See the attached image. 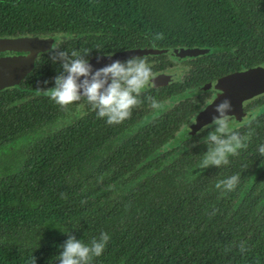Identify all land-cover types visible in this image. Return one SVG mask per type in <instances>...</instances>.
I'll return each instance as SVG.
<instances>
[{
  "label": "trees",
  "instance_id": "1",
  "mask_svg": "<svg viewBox=\"0 0 264 264\" xmlns=\"http://www.w3.org/2000/svg\"><path fill=\"white\" fill-rule=\"evenodd\" d=\"M156 33L164 39L152 47ZM30 35L62 37L60 51L88 59L204 49L215 79L264 62V0H0V38ZM43 62L27 83L58 74L50 56ZM19 97L0 94V148L60 112L42 95L7 108ZM101 121L94 114L49 134L0 174V264H59L68 234L88 244L101 232L110 239L91 264H264V202L255 196L264 195V170L253 176L263 157L236 162L224 172L239 176L235 189H217L221 171H200L195 148L155 157L166 140L111 137L120 124Z\"/></svg>",
  "mask_w": 264,
  "mask_h": 264
},
{
  "label": "flooded vegetation",
  "instance_id": "2",
  "mask_svg": "<svg viewBox=\"0 0 264 264\" xmlns=\"http://www.w3.org/2000/svg\"><path fill=\"white\" fill-rule=\"evenodd\" d=\"M61 38L62 37L57 35L43 37L30 35L13 38L2 37L0 40L49 39L52 41L53 47H60L63 43ZM48 50L40 52L33 59L31 70L26 73L18 83L0 89V94L20 90L21 97L14 101H9V103H7V108H20L22 105L28 104L32 99L37 98L39 95L47 96L42 91L37 90L38 88L26 86H42L40 89L53 87V78L56 74L47 77L46 80L49 82L47 85H45L44 82L38 81L39 79H37L36 83H27L26 80L34 73L38 64L44 63L43 61L49 56ZM200 50H202L200 55H175L173 53L170 55L169 51H166L164 53L140 56L141 58L146 59L152 68V83L141 93V103L132 110L131 117L120 123V127L116 129V133L111 137H116L118 139L139 137L141 140H147L146 143L149 144L153 143L148 140L152 142L158 138H160V140H166L159 149H155L152 152L155 153V157L161 158L166 155L169 157L172 156L169 160H172L177 156V151H172L175 147H178L177 149L180 153L183 150L195 148L196 153L193 161L195 165L199 163V170L218 169V171H221L222 176H218V178L224 180L231 176L229 173L224 172L226 170H231L236 162H242L243 159L249 161L253 158L255 161L262 160V156L259 153V146L264 143V124L260 123L262 119L261 116L264 114V103L262 105H256V102L262 100L264 96L244 102L242 110L238 114H229L233 117L235 129L242 135H247L249 132L252 133L247 141V147L240 149L237 155L230 156L227 165H221L219 168L215 166L202 168L200 165L204 157V152H206L208 148V145L204 143V138L207 137L208 131L211 130L206 126L211 123L212 119L204 123H198L196 121L197 116L204 112L207 106L212 104V101L217 95L216 82L219 78L235 72H243L248 68L241 71H234L215 79H208L206 72L207 63L202 58V56L206 54V51L204 49ZM104 54L108 53L95 54L89 58V61ZM8 55L24 56L29 55V52L25 50L18 53H0V57ZM177 66L184 69L182 76L178 77L174 74L173 70L177 68ZM24 93L28 94L23 95ZM148 97L156 99L161 105L160 108L153 109ZM56 107L57 111L60 112L51 122L41 123L34 130L19 134L13 141L2 145L3 147L0 148V167H3L4 171H7V168L13 164L15 167H20L24 158L28 156L27 153L32 151L36 142L49 134L52 135L56 132H60L62 129L67 128L70 125H77L83 118L94 116V114L97 118L96 112L92 111L83 100L74 102L66 108H62L59 105ZM63 120L66 121L65 124L60 125L58 129L52 130L51 132L49 131V126L61 123ZM201 121L202 120H200V122ZM101 122L104 125L103 128H108L109 125L106 121ZM103 135L104 137H108L109 131L105 132ZM199 151L201 153L198 156L197 154ZM167 158L162 159L163 162L161 163V168L166 166V164H169L167 163ZM142 164L143 161L138 164L136 169ZM257 170H261V172L264 170V163L262 161L254 171L253 176L257 174ZM259 174L261 175V173ZM136 181L137 180H133L130 183H126V185L133 184ZM255 196H258V198L261 197L260 201L264 202V195L260 196V193L257 192L255 193Z\"/></svg>",
  "mask_w": 264,
  "mask_h": 264
},
{
  "label": "clouds",
  "instance_id": "3",
  "mask_svg": "<svg viewBox=\"0 0 264 264\" xmlns=\"http://www.w3.org/2000/svg\"><path fill=\"white\" fill-rule=\"evenodd\" d=\"M163 39V33H156L151 46L156 47V42ZM59 49L60 47L51 45L48 50L50 59L54 64H59L60 69L53 78L54 86L37 90L42 91L62 108L83 100L96 112L97 117L105 119L108 125L120 124L131 117L132 110L141 103V93L152 83L153 71L146 59L138 56L129 57L125 61L117 59L94 69L87 58L88 52L73 50L69 54L68 51ZM171 51L169 49L170 55ZM173 72L179 77L183 75L184 69L177 66ZM48 83L44 81L45 85ZM148 100L153 109L160 108L161 105L156 99L148 97ZM231 107V101L228 99L215 106L216 115L206 126L211 130L204 138L208 148L200 165L202 168L209 166L219 168L221 165H227L230 156L237 155L240 149L247 147V141L252 133L242 135L235 129L233 117L228 114ZM259 153L264 157V144L259 146ZM238 181L239 176L232 175L218 181L215 187L232 191ZM109 239L108 233L101 232L99 238H93L86 244L74 235L68 234V238L60 245L61 251L57 261L59 264H91L93 258L103 253ZM239 247L241 252L246 250L243 242Z\"/></svg>",
  "mask_w": 264,
  "mask_h": 264
},
{
  "label": "water",
  "instance_id": "4",
  "mask_svg": "<svg viewBox=\"0 0 264 264\" xmlns=\"http://www.w3.org/2000/svg\"><path fill=\"white\" fill-rule=\"evenodd\" d=\"M49 39H10L0 40V53L5 52H29V55H8L0 57V89L18 83L33 66V59L43 51L51 48ZM169 50L153 48H136L120 52H113L91 59L89 62L94 69L109 64L112 60H125L133 56L164 53ZM200 49H173L175 55H200ZM109 55L110 58H109ZM165 75V74H164ZM217 95L212 104L207 106L204 112L197 116L198 123L210 121L216 113L215 106L221 101H231V111L228 114H238L242 110L244 102L264 96V62L251 66L243 72H235L219 78L216 82ZM200 120H202L200 122Z\"/></svg>",
  "mask_w": 264,
  "mask_h": 264
},
{
  "label": "rangeland",
  "instance_id": "5",
  "mask_svg": "<svg viewBox=\"0 0 264 264\" xmlns=\"http://www.w3.org/2000/svg\"><path fill=\"white\" fill-rule=\"evenodd\" d=\"M65 123H66V121L63 120V122H61V123H57L55 125H51V126L48 127L49 131L51 132L52 130L58 129L60 125L65 124ZM4 172H6V171L3 170V167H0V174H4Z\"/></svg>",
  "mask_w": 264,
  "mask_h": 264
}]
</instances>
